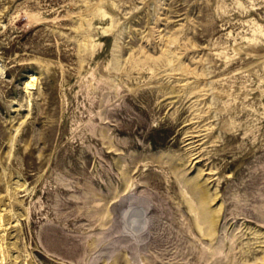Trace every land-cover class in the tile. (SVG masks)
<instances>
[{"label":"rangeland","instance_id":"obj_1","mask_svg":"<svg viewBox=\"0 0 264 264\" xmlns=\"http://www.w3.org/2000/svg\"><path fill=\"white\" fill-rule=\"evenodd\" d=\"M0 67L2 264H264V0H0Z\"/></svg>","mask_w":264,"mask_h":264},{"label":"bare ground","instance_id":"obj_2","mask_svg":"<svg viewBox=\"0 0 264 264\" xmlns=\"http://www.w3.org/2000/svg\"><path fill=\"white\" fill-rule=\"evenodd\" d=\"M168 48V47H167ZM166 51V50H165ZM182 66V65H181ZM183 67V69L184 68H186V67H184V66H182ZM182 67H180V68H182ZM0 70L2 71V68L0 67ZM186 70H187V68H186ZM182 71V70H181ZM188 71V70H187ZM191 71V70H190ZM37 78H38V76H37V74L36 73H32L31 75H30V79L29 80H27L26 81V87L27 88H32V86H34V83H35V81L37 80ZM34 88V87H33ZM203 191L205 192L206 190L203 188ZM203 197H205V193H203V195H202ZM0 223H2V216L0 217ZM213 224V225H212ZM214 224L216 225V218L214 217L213 218V220L211 221V224H210V227H209V231L210 232H213L214 231V229H215V226H214ZM1 225H3V224H1ZM1 233V232H0ZM1 253H2V257L0 258V264H2V261L4 260V258L6 257V252H5V249L4 248H2V251H1ZM11 261V260H10Z\"/></svg>","mask_w":264,"mask_h":264}]
</instances>
